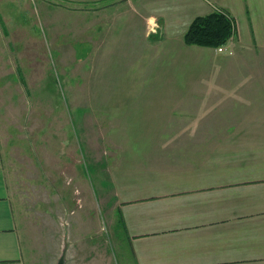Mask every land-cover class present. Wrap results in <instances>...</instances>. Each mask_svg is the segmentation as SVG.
<instances>
[{
  "label": "crops",
  "instance_id": "1",
  "mask_svg": "<svg viewBox=\"0 0 264 264\" xmlns=\"http://www.w3.org/2000/svg\"><path fill=\"white\" fill-rule=\"evenodd\" d=\"M155 11L141 50L131 32L115 50L116 131L134 136L119 142L106 192L113 224L133 264H264V0H163ZM213 11L233 22L225 50L179 49L177 86L143 89L170 54L149 45L181 47ZM12 196L0 143V264H27Z\"/></svg>",
  "mask_w": 264,
  "mask_h": 264
},
{
  "label": "rangeland",
  "instance_id": "2",
  "mask_svg": "<svg viewBox=\"0 0 264 264\" xmlns=\"http://www.w3.org/2000/svg\"><path fill=\"white\" fill-rule=\"evenodd\" d=\"M161 1L0 0V143L27 264H133L106 192L134 133L116 131L125 122L110 94L115 50L129 32L141 50ZM184 43L149 45L170 54L143 89L177 86L174 53L195 45Z\"/></svg>",
  "mask_w": 264,
  "mask_h": 264
},
{
  "label": "trees",
  "instance_id": "3",
  "mask_svg": "<svg viewBox=\"0 0 264 264\" xmlns=\"http://www.w3.org/2000/svg\"><path fill=\"white\" fill-rule=\"evenodd\" d=\"M185 33V42L198 46L213 47L227 42L233 33V22L225 12L213 11L200 15L191 23Z\"/></svg>",
  "mask_w": 264,
  "mask_h": 264
},
{
  "label": "water",
  "instance_id": "4",
  "mask_svg": "<svg viewBox=\"0 0 264 264\" xmlns=\"http://www.w3.org/2000/svg\"><path fill=\"white\" fill-rule=\"evenodd\" d=\"M65 263V254H63L60 259L58 260L57 264H64Z\"/></svg>",
  "mask_w": 264,
  "mask_h": 264
},
{
  "label": "built area",
  "instance_id": "5",
  "mask_svg": "<svg viewBox=\"0 0 264 264\" xmlns=\"http://www.w3.org/2000/svg\"><path fill=\"white\" fill-rule=\"evenodd\" d=\"M219 50H220V51H223V50H224V48H223V47H221V48H219Z\"/></svg>",
  "mask_w": 264,
  "mask_h": 264
}]
</instances>
